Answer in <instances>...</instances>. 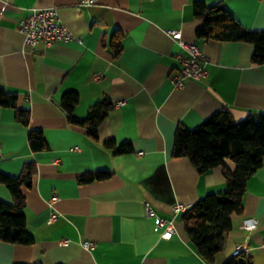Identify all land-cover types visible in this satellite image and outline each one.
Listing matches in <instances>:
<instances>
[{"label": "crops", "instance_id": "1", "mask_svg": "<svg viewBox=\"0 0 264 264\" xmlns=\"http://www.w3.org/2000/svg\"><path fill=\"white\" fill-rule=\"evenodd\" d=\"M197 0H0V85L17 93L16 106L29 110L28 125L17 122L14 109L0 106V172L17 176L26 159L36 171L22 186L26 229L32 244L0 240V264H204L173 211L225 188L221 165L199 173L184 156L172 151L175 127L194 128L225 108L236 121L264 113V63L253 64L254 46L242 41L205 40L195 35L200 21L193 14ZM221 2L248 30H264V0H202ZM55 6L60 22L80 42L39 43L34 52L23 43L18 22L30 8ZM205 54L208 74L176 88L169 74L180 68L176 54L187 52L167 30ZM120 37L117 55L111 45ZM100 75L99 79L94 76ZM79 95L74 112L85 116L103 98L113 106L98 126V140L82 126L71 124L57 107L63 92ZM39 128L47 147H28L29 129ZM129 142L132 151L113 154L101 143ZM249 175L243 213L232 216L221 236L222 249L213 263L223 264L237 245L253 264H264V161ZM233 170L234 163L225 160ZM110 170L104 180L77 183L87 171ZM58 199L49 206L50 196ZM0 184V199L11 201ZM148 203L162 218L173 221V232L161 237ZM57 218L49 221L51 212ZM257 226L247 231L243 218ZM67 239L66 244L61 240ZM84 241L91 245L82 246Z\"/></svg>", "mask_w": 264, "mask_h": 264}, {"label": "trees", "instance_id": "2", "mask_svg": "<svg viewBox=\"0 0 264 264\" xmlns=\"http://www.w3.org/2000/svg\"><path fill=\"white\" fill-rule=\"evenodd\" d=\"M193 14L200 23L195 35L205 40L242 41L253 44L251 62L264 63V30H248L227 11L221 2L207 4L202 0L192 4ZM114 54L121 51V41L117 34L111 40ZM17 93L8 91L0 85V106L14 109L17 122L28 125L29 110L16 106ZM79 95L74 90L62 93L57 107L65 114L71 124L82 126L87 135L97 141L98 126L112 110V102L108 98L91 105L85 116L74 112ZM172 139L174 157H187L199 173L221 165L225 188L219 192L208 193L197 199L183 213L181 221L189 242L197 254L206 262L213 263L214 255L222 249L221 236L232 226V216L243 213V195L246 181L264 161V113L251 114L234 121L225 108L217 110L194 128L183 125L175 127ZM41 129H29L27 134L28 147L39 151L47 146ZM114 139L102 141L105 148L113 154L129 153L132 147L129 142L114 143ZM234 163L231 170L223 163L225 160ZM36 171L33 159H26L19 175L10 176L0 172V184L4 185L11 201L0 199V240L8 243L30 245L34 239L26 229L24 213L25 198L22 186H30ZM110 170L87 171L77 178V183L93 180H104L111 175ZM13 264H40L38 262H14ZM223 264H253L246 254L232 255Z\"/></svg>", "mask_w": 264, "mask_h": 264}, {"label": "built area", "instance_id": "3", "mask_svg": "<svg viewBox=\"0 0 264 264\" xmlns=\"http://www.w3.org/2000/svg\"><path fill=\"white\" fill-rule=\"evenodd\" d=\"M79 4L94 3L97 0H78ZM58 17L57 8L55 6L44 8H30L28 12L20 18L18 22V29L23 34V44L28 46L30 52H34L39 43L44 46H51L60 42H69L76 40L80 42L81 39L75 36L68 28L63 25ZM167 34L170 35L181 47L187 52L186 56L176 54V58L179 61L180 68L176 73L169 74V81L176 87H182L186 80H201L208 74L205 54L195 44L186 43L181 40V32L175 29L167 30ZM100 75L94 76V79H99ZM125 103V100H115L111 105L121 106ZM49 206H52V202L58 199V196H50ZM145 212L147 215L154 218V228L157 231L161 229V237L167 238L174 229L173 221L171 219L162 218L157 215L152 207L148 203L144 204ZM188 207L181 203H176L173 206L174 212L180 210H186ZM57 218L56 212L52 211L49 217V221H53ZM257 226V221L254 217H246L242 219L241 226L247 231H252ZM264 239V238H262ZM67 239L61 240V244H66ZM264 243V241H262ZM88 241H84L82 246L85 248L90 247ZM243 251L242 245H237L235 250L231 253L237 255ZM208 264V263H204Z\"/></svg>", "mask_w": 264, "mask_h": 264}]
</instances>
